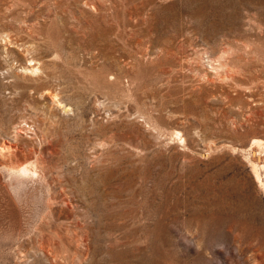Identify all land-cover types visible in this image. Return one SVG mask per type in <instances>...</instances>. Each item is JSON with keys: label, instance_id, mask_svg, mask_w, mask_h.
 <instances>
[{"label": "rangeland", "instance_id": "obj_1", "mask_svg": "<svg viewBox=\"0 0 264 264\" xmlns=\"http://www.w3.org/2000/svg\"><path fill=\"white\" fill-rule=\"evenodd\" d=\"M255 140L264 0H0V264H264Z\"/></svg>", "mask_w": 264, "mask_h": 264}, {"label": "bare ground", "instance_id": "obj_2", "mask_svg": "<svg viewBox=\"0 0 264 264\" xmlns=\"http://www.w3.org/2000/svg\"><path fill=\"white\" fill-rule=\"evenodd\" d=\"M39 68V67H38ZM35 70V69H34ZM51 95V94H50ZM254 144L255 145H258V146H263L264 145V141H261V140H255L254 141ZM264 147V146H263ZM251 149V150H250ZM250 150V154L251 156L255 157V160L253 161V169H254V173L257 175V177L259 178V173H258V169H259V166L261 165L262 163V159H261V156H262V153H261V156H260V153H254L253 149L252 148H249ZM256 152V151H255ZM30 165V164H29ZM26 167V166H25ZM30 167V166H29ZM35 168V167H34ZM18 170V169H17ZM21 171L22 173H27L28 172V169L27 168H22V170H19ZM20 172V173H21ZM36 172V171H34ZM29 173V172H28ZM33 173V172H32ZM18 175V174H17ZM22 175V174H21ZM20 177V175H19ZM33 177V176H31ZM37 177V175H36ZM25 178V177H24ZM24 181V180H22ZM19 183V182H18Z\"/></svg>", "mask_w": 264, "mask_h": 264}]
</instances>
